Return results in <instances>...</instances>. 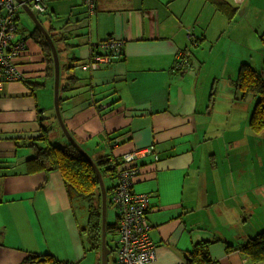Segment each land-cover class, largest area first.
<instances>
[{"label":"crops","instance_id":"obj_1","mask_svg":"<svg viewBox=\"0 0 264 264\" xmlns=\"http://www.w3.org/2000/svg\"><path fill=\"white\" fill-rule=\"evenodd\" d=\"M44 1L45 11L36 13L58 50L60 110L74 138L93 160L111 154L121 161L128 152L154 148L138 160L133 186L150 195L157 248L151 264H190L186 255L203 240L218 264H251L240 246L264 230V187L249 185L257 142L249 125L253 111L232 101L237 89L228 86L242 63L263 66L264 0H224L236 8L232 18L209 0H97L94 13L84 0ZM36 31L22 8L17 39L25 40V49L16 64L24 79L0 87V264H23L32 255L102 264V210L96 247L85 233L89 204L70 196L61 172H29L36 153L30 142L44 128L63 131L53 52L33 37ZM190 32L200 46L190 42ZM110 38L124 42L121 54L83 69L94 55L109 54L100 44ZM190 47L192 60L178 72L177 53ZM242 128L251 130L249 140L241 139ZM116 184L117 178L111 199Z\"/></svg>","mask_w":264,"mask_h":264},{"label":"trees","instance_id":"obj_2","mask_svg":"<svg viewBox=\"0 0 264 264\" xmlns=\"http://www.w3.org/2000/svg\"><path fill=\"white\" fill-rule=\"evenodd\" d=\"M222 13L232 18L236 12V8L232 7L224 0H209ZM98 3V1H97ZM32 4V3H30ZM97 7V5H96ZM88 8V6H87ZM96 10V9H95ZM88 12L89 8H88ZM37 13H41L37 11ZM18 21V17H17ZM33 37L41 44V46L51 52V47L41 31L33 32ZM195 46H200V40L197 39ZM191 50V47L188 48ZM120 55V53L116 54ZM52 56V55H51ZM192 57V51H191ZM190 59V58H189ZM191 60V59H190ZM51 61L53 58L51 57ZM234 86L241 92L237 99H247L251 95L256 97V104L250 117L249 125L253 133L256 135L264 132V60L261 68H255L249 63H242L238 76L233 81ZM62 99V98H61ZM52 128H44V132L39 137L34 138L30 145L35 149V155L29 159V172H37L42 170H59L65 180L68 193L72 198H81L88 202L90 213V225L85 230L88 233L90 242L93 246L100 245V228L101 220V204L102 192L101 184L97 172L90 160L83 152L71 141L67 140L65 144H54L50 142L49 133ZM63 132V131H62ZM37 141H47L46 146H40ZM111 154L94 158L103 177L108 175L110 178L116 179L117 171L114 164H118V160L110 159ZM108 193L111 187H107ZM117 229L119 231V219L117 223L107 224V232ZM209 240L198 242L190 252V264H218L213 260L209 253ZM228 249H234L233 245H228ZM243 255L250 262H264V230L258 232L249 238L240 246ZM112 251V250H111ZM41 261H51L53 264H68L56 259L50 255H32L24 260L23 264H33Z\"/></svg>","mask_w":264,"mask_h":264},{"label":"built area","instance_id":"obj_3","mask_svg":"<svg viewBox=\"0 0 264 264\" xmlns=\"http://www.w3.org/2000/svg\"><path fill=\"white\" fill-rule=\"evenodd\" d=\"M90 13H94L97 0H84ZM23 3L18 0H0V87L6 81L23 80L24 75L16 64V59L25 49V40L17 39L19 11ZM33 11L46 9L44 0H33ZM198 37L190 32L189 40L197 43ZM101 47L109 54H96L83 65V69L95 70L103 61L122 52L124 42L110 38L102 42ZM191 50L188 48L177 53V69L180 72L184 64L191 62ZM153 147H145L123 155L119 163L114 164L117 171V184L113 189L112 201L116 205L119 219V258L114 264H151L157 258L156 244L152 240V223L148 218L150 195L133 190L134 179L141 172L138 160L153 153ZM254 264V263H251Z\"/></svg>","mask_w":264,"mask_h":264},{"label":"rangeland","instance_id":"obj_4","mask_svg":"<svg viewBox=\"0 0 264 264\" xmlns=\"http://www.w3.org/2000/svg\"><path fill=\"white\" fill-rule=\"evenodd\" d=\"M259 1V0H257ZM24 14V13H23ZM26 16V15H25ZM22 17H24V15H22ZM196 48V47H194ZM233 81H231L229 83L228 87H232ZM232 90V95H231V99L234 102H239V104H242L245 107H250V109H252L253 111V105L254 102L252 101V95L250 97H248V99L246 100H242V99H237L234 98V92H237L238 95L240 96L241 92L239 90L235 91V89H231ZM225 91V90H224ZM220 95H223V92H221ZM38 96L43 99V92L42 91H38ZM257 102V101H256ZM243 128L238 131V133H242L243 132ZM250 130V129H249ZM251 132V130L249 131ZM246 130H244V137H242V140H249V137L246 136V133H249ZM52 134V138L53 141L57 144H61L62 142H60V137L63 135L62 131L59 129V127H56L55 130H52L51 132ZM237 133V132H236ZM257 137V142L253 143L254 148L252 149V153L250 155V160L253 156H255V159L253 161L252 159V165L255 167V175H254V181L252 182V178L250 179V186H257V187H264V132L261 134H254ZM67 138V137H66ZM252 141V140H251ZM250 142V141H248ZM260 153H262V155H260ZM105 182L107 184V186H111L112 182H114L113 178H110L108 175L105 176ZM108 200H109V204L107 206V224H113V223H117L118 222V211L116 208V205L114 204V202L111 199V191L108 194ZM80 202H82L83 204H85L86 206H88V203L82 199H80ZM80 211H78L79 213ZM83 214L84 211L82 210ZM246 215V214H244ZM80 222L82 223V225L84 226L85 221L84 220H80ZM119 237H120V233L117 229H113L112 231H109L107 233V243L111 248V253L108 255V259H109V264H114L115 261L119 258ZM100 257L102 260V245L100 248Z\"/></svg>","mask_w":264,"mask_h":264},{"label":"water","instance_id":"obj_5","mask_svg":"<svg viewBox=\"0 0 264 264\" xmlns=\"http://www.w3.org/2000/svg\"><path fill=\"white\" fill-rule=\"evenodd\" d=\"M20 3H23L22 8L24 11L31 17L33 22L40 28L45 37L47 38L48 43L53 52L54 61H55V109L57 112V117L60 122V126L64 132V134L68 137V139L73 142L82 152L83 154L90 160L93 167L95 168L97 175L100 180L101 189H102V264H109L108 255L111 253V248L107 243V188L102 177V174L96 164V162L92 159V157L86 152V150L77 142L74 138L70 129L67 127L66 123L63 120L61 110H60V60L58 50L56 48L55 42L50 35V33L46 30L44 25L40 22L37 13L32 10L31 4L25 0H18ZM186 257L190 259L187 255Z\"/></svg>","mask_w":264,"mask_h":264}]
</instances>
